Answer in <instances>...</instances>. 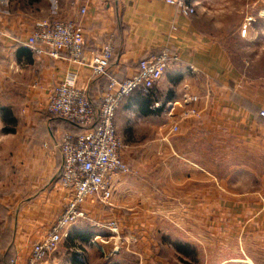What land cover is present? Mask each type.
Here are the masks:
<instances>
[{"label":"crops","instance_id":"obj_1","mask_svg":"<svg viewBox=\"0 0 264 264\" xmlns=\"http://www.w3.org/2000/svg\"><path fill=\"white\" fill-rule=\"evenodd\" d=\"M186 1L196 10L189 18L177 16L163 0H0V264H6V258L22 263L30 245L46 236L65 206L66 191L58 184V144L76 128L45 110L50 90L74 72L76 84L86 86L98 105L107 83L106 77L92 78L88 68L64 54L51 58L22 44L35 29L57 22H72L83 32L82 61L110 44L107 74L119 80L135 71L138 60L156 56L163 48L175 60L149 94L136 91L122 103L126 118L130 111L139 119L160 116L151 126L157 139L149 156L116 177L108 204L89 200L83 205L84 217L62 233L56 249L45 255V264L60 249L72 253L70 264H83L82 258H92L91 250L81 254L74 249H86L92 240H100L105 248L136 238L131 233L142 240L158 210H165L187 236L196 231L189 238L203 247L212 238L207 228L222 234L225 239L215 242V248L221 251L224 245L230 252L218 264H264V199L224 202L218 197L221 187L214 182L209 186L206 172L182 165L183 160L200 163L205 158L177 150L187 144L201 143L204 149L213 140L215 146L239 139L264 157V118L259 115L264 110V79L248 82L247 61L233 60L195 18L202 4L219 0ZM258 17L264 18V9ZM146 95L153 102L149 115L140 107ZM186 96L199 101L185 103ZM190 108L199 116H184ZM175 125L176 134L171 132ZM120 154L129 162L125 151Z\"/></svg>","mask_w":264,"mask_h":264},{"label":"rangeland","instance_id":"obj_2","mask_svg":"<svg viewBox=\"0 0 264 264\" xmlns=\"http://www.w3.org/2000/svg\"><path fill=\"white\" fill-rule=\"evenodd\" d=\"M201 9L195 18L202 22L204 32L222 42L225 50L238 64L247 61V71L244 72L247 81L264 79V35L259 34L264 28V18L258 17L259 11L264 9V0H219L202 4ZM202 12L205 13L202 15ZM212 28L215 30L213 33ZM123 104L116 113L115 124L121 150L129 157V162L123 161L130 171L135 164L141 162L142 156H149V151L153 148L151 145L157 139L151 126L160 122V116L153 117V120L151 117L139 119L130 111L126 118V115L123 116ZM201 138L203 134H200L199 139ZM236 140L219 141L215 146L212 145L213 140L204 149L201 143L193 146L187 144L179 146L177 150H181L183 154L187 151L194 158H197L196 154L205 158L200 163H186L183 160L182 165L206 172L207 178L211 179L208 185L214 182L216 187H221L218 197L224 202H259L264 199L263 153L247 146L246 142ZM146 182L150 185L151 180L146 179ZM155 188H159L158 183ZM157 197L164 198L161 194ZM210 230L212 228H207L206 231L207 237H212L208 238L210 243L207 242L203 247L189 238L196 231H189L187 236V231L172 224L165 210H158L153 212L152 228H147L142 240L137 233H131L136 238L127 237L125 242L121 239L106 248L104 245L101 247L100 240L95 243L92 240L90 247H75L74 252L82 254L91 250L92 258H82L83 264H218L230 251L228 248L225 250L224 245L221 251L215 248L214 243L225 237L222 234L214 235ZM71 256L69 250L60 249L47 263L70 264Z\"/></svg>","mask_w":264,"mask_h":264},{"label":"built area","instance_id":"obj_3","mask_svg":"<svg viewBox=\"0 0 264 264\" xmlns=\"http://www.w3.org/2000/svg\"><path fill=\"white\" fill-rule=\"evenodd\" d=\"M163 1L174 8L177 16L189 18L195 14V5L186 0ZM80 12L84 14L85 9ZM83 43V32L72 22L41 26L22 43L30 51L51 58L64 54L72 62L88 68L92 78L106 77L107 83L98 105L91 101L86 86L76 84L74 72L66 74L50 90L45 110L79 128L75 134H64L58 144L61 156L58 184L66 191L65 206L46 236L30 245L26 259L22 263L11 259L8 264H45V255L56 249L62 233L84 217L82 207L87 201L108 204L115 190L116 177L128 172L120 154L115 112L132 93L148 94L163 76L167 64L175 60L169 49L163 48L156 56L138 60L135 71L119 80L107 74L112 46L106 44L82 61ZM198 101L196 96H186L183 102L196 104ZM187 115L198 117L199 112L190 108L184 112V116ZM259 115L264 118V110ZM177 131L176 125L171 128V132Z\"/></svg>","mask_w":264,"mask_h":264},{"label":"trees","instance_id":"obj_4","mask_svg":"<svg viewBox=\"0 0 264 264\" xmlns=\"http://www.w3.org/2000/svg\"><path fill=\"white\" fill-rule=\"evenodd\" d=\"M149 94V93H148ZM147 96L148 95H146V98H144L143 100H142V104H140L141 106V112L144 114V115H149V114H151V113H153L154 111H152L151 110V108L150 107H152V100H150L149 98H147ZM156 111V110H155ZM70 124V123H69ZM70 125H72V124H70ZM72 126H74L75 128H76V132L75 133H77V132H79V128L77 127V126H75V125H72ZM9 249V251L8 252H10L12 249H11V247H9L8 248ZM9 263V258H6V264H8Z\"/></svg>","mask_w":264,"mask_h":264}]
</instances>
